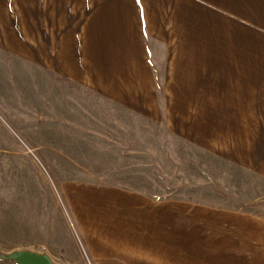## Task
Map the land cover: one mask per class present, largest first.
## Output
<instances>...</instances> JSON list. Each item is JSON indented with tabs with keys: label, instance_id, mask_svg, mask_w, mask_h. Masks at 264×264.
<instances>
[{
	"label": "crops",
	"instance_id": "obj_1",
	"mask_svg": "<svg viewBox=\"0 0 264 264\" xmlns=\"http://www.w3.org/2000/svg\"><path fill=\"white\" fill-rule=\"evenodd\" d=\"M54 4L51 14L47 6L38 12L37 52L5 37L1 55L38 71L44 84L54 76L68 91L77 90L71 101L81 111L78 101L91 97L155 123L163 120V92L167 122L181 126L184 144L264 175V0ZM59 183L96 264H264V222L255 218L185 201L154 202L120 185ZM34 184L23 211L31 214L26 227L35 233L11 251L80 263L79 249L60 230L53 192Z\"/></svg>",
	"mask_w": 264,
	"mask_h": 264
},
{
	"label": "rangeland",
	"instance_id": "obj_2",
	"mask_svg": "<svg viewBox=\"0 0 264 264\" xmlns=\"http://www.w3.org/2000/svg\"><path fill=\"white\" fill-rule=\"evenodd\" d=\"M1 2L0 264H18L12 257L18 252L11 250L25 247L22 238L27 241L35 233L26 227L25 217L31 214L23 211L25 196L35 191L34 182L46 186L56 198L62 215L60 230L66 242L79 249L80 263L73 264H87L89 253L58 191L62 180L120 185L148 193L154 202L185 201L264 222V175L184 144L177 128L181 126L167 122L165 93L159 94L163 120L155 123L91 97L78 101L85 107L81 111L77 101H71L77 100V90L68 91L54 76L44 84L38 71H26L15 65L13 57L1 55L7 52L5 37L11 43L25 42L37 52L38 12L47 6L51 14L56 5L54 0ZM24 31L30 36L27 39ZM93 131L95 135L85 133ZM15 134L34 150L48 174ZM243 255H238L240 263L246 261ZM58 257L65 260L64 254Z\"/></svg>",
	"mask_w": 264,
	"mask_h": 264
},
{
	"label": "water",
	"instance_id": "obj_3",
	"mask_svg": "<svg viewBox=\"0 0 264 264\" xmlns=\"http://www.w3.org/2000/svg\"><path fill=\"white\" fill-rule=\"evenodd\" d=\"M12 257L18 262V264H52L48 258L32 253L18 252Z\"/></svg>",
	"mask_w": 264,
	"mask_h": 264
},
{
	"label": "built area",
	"instance_id": "obj_4",
	"mask_svg": "<svg viewBox=\"0 0 264 264\" xmlns=\"http://www.w3.org/2000/svg\"><path fill=\"white\" fill-rule=\"evenodd\" d=\"M15 136H16V138L18 139V141L22 144V146H24L25 148H27V149H26V153L31 154V155H34V158H36L37 162L40 164L41 169H43L44 173L46 172V174H48L46 168L44 167V165H43V164L41 163V161L35 156V152H34V150L28 148V147L25 145V143H23V141L21 140V138H20L17 134H15ZM85 256H87V257H86V263H87V264H93V262L90 260V257L88 256V254H86ZM87 258H88V259H87Z\"/></svg>",
	"mask_w": 264,
	"mask_h": 264
}]
</instances>
